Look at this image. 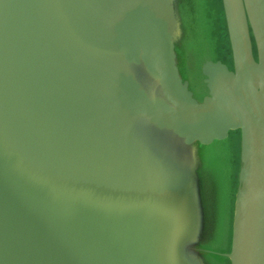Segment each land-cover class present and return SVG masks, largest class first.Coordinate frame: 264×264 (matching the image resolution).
Segmentation results:
<instances>
[{
    "label": "water",
    "instance_id": "95a60500",
    "mask_svg": "<svg viewBox=\"0 0 264 264\" xmlns=\"http://www.w3.org/2000/svg\"><path fill=\"white\" fill-rule=\"evenodd\" d=\"M131 1L115 3L124 10L105 67L94 0H0V264H211L196 246L205 239L196 199L190 220L176 212L187 202L138 121L179 148L234 137L221 257L264 264V0H213L216 59L197 28L185 29L190 0H175L169 18ZM177 57L194 76L181 78Z\"/></svg>",
    "mask_w": 264,
    "mask_h": 264
},
{
    "label": "rangeland",
    "instance_id": "374dc122",
    "mask_svg": "<svg viewBox=\"0 0 264 264\" xmlns=\"http://www.w3.org/2000/svg\"><path fill=\"white\" fill-rule=\"evenodd\" d=\"M139 1H148L155 9L156 6L159 5L160 8L168 13L166 14L167 18L171 16V8L175 2V0H133L128 4L133 3L134 5ZM179 1L180 0H177V4ZM190 1L193 10L190 13V20L187 21L184 17L185 29L191 35L193 30L197 28L200 31L199 41H205L204 43L208 55L213 57V59H216L217 45L215 33L217 32V25L215 23L216 19L213 0ZM110 2L111 0H94V6L91 7L94 12L92 39H94L97 45L100 46V53L103 59L102 62L105 67H110L109 63L112 60L110 53L112 23L124 10H121L120 14L117 13L118 9H115V3L117 2L118 4L119 0H115L113 3L114 5ZM121 6L126 9L129 5L122 4ZM179 10H181V7ZM175 12L177 13V9H175ZM175 17V15H172L171 19L173 26L170 28L173 33H178V25H176ZM192 25L193 30L190 32L188 29H191ZM199 48H202L201 45H199ZM195 53L192 56V64L199 63L201 60L202 53L199 51L196 56ZM176 59V65L181 78H183L184 75L188 78L194 76V73L192 72L194 67H191L189 72H187L188 70L185 71L183 75L181 63L179 62L178 57ZM118 63L119 61L117 62V65ZM191 65L187 64V68ZM132 73L134 78L140 83L143 89H146L149 95L158 94L157 89L149 84L151 80L141 71L140 67L135 66L132 69ZM113 116L114 112L113 115L107 113L104 114V119L110 120V117ZM118 119V122L128 124L127 121L125 123V119ZM113 122L115 121L113 120ZM150 126L151 125H148L146 121L143 123L138 121L136 123L137 129L143 132L142 134L149 137L147 140L154 144L159 142L160 145H162L163 152L161 153L164 160L162 167V169L164 168V179L171 190L176 194L177 201L187 202L186 207H180L176 212L183 213L185 218L190 220L195 214L196 199L197 209L199 208L198 213L200 211V220H202L204 226L203 235L205 236V239L196 243V246L199 247L198 251L204 253L205 260L207 259L211 264H214V262L216 264H225L224 259L221 257V255L223 256L221 242L225 233L224 221L231 212L232 174L234 171L233 157L236 154L233 141L234 137L230 136L228 139L215 141L211 145L200 146L195 149L184 147L179 148L177 141L171 136L172 133L169 131H158ZM114 129L117 130L118 128ZM116 135L119 136L117 133ZM237 136L238 135L236 134V137ZM191 171H193V173L195 171L193 177L189 175ZM143 179H145V177H143ZM194 187L196 189V197H194ZM191 191H193L192 196ZM211 233L214 234V239H208L210 238Z\"/></svg>",
    "mask_w": 264,
    "mask_h": 264
}]
</instances>
